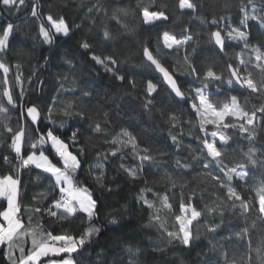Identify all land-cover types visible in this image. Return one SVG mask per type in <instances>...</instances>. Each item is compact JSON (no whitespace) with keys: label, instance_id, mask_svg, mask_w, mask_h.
I'll return each mask as SVG.
<instances>
[{"label":"trees","instance_id":"trees-1","mask_svg":"<svg viewBox=\"0 0 264 264\" xmlns=\"http://www.w3.org/2000/svg\"><path fill=\"white\" fill-rule=\"evenodd\" d=\"M192 2L197 5L194 12L180 9L179 0H25V5L18 6L19 11H15L0 0V33L9 23L14 26L8 49L0 53V61L10 71L5 83L4 73L0 70V100L9 108L7 116L0 113V177L16 176L18 166L10 148L12 133L6 132L5 125L14 131L22 126L25 128L22 149L25 156L33 151L29 144L35 137L49 129L68 144L81 161L74 182L86 187L98 201L97 215L92 224L100 229L98 235L72 254L75 264H232L233 261L246 264L249 258L255 264V249L264 241V223L258 218L254 190L264 180V113L257 111L256 121L251 126L255 132L253 139L239 130V124L244 121L231 116L225 123L231 122L237 127L207 124L202 130L200 117L192 104L199 102L196 89L203 88L206 83L203 94L217 108L230 103L232 97H236L240 106L249 112L264 106V95L252 93L236 82L229 67L240 69L241 77L251 73L258 85L264 79L261 69L256 67L253 51L254 48L264 51V27L259 22L264 18V0ZM33 7H37L39 18L31 16ZM145 7L149 11H164L168 19L145 23ZM253 7L258 19H249L246 24H241L243 9L251 14ZM49 15L54 20L63 18L66 21L70 27L68 36L54 32L47 20ZM213 20L218 23L213 24ZM85 23L90 25L88 29L83 28ZM40 24L52 37L51 44L43 41ZM231 28H239L247 34V47L243 40L227 38V31ZM105 30L111 33L110 39H105ZM218 30L225 37L223 51L211 36ZM166 32L178 40L190 35L192 40L182 48H168L164 43ZM84 42L90 45L88 49L82 47ZM145 47L174 75L185 93V102L175 98L145 60ZM93 55L104 59L113 71H105L103 65L92 59ZM241 56L245 60L243 65L239 63ZM108 57L116 63H110ZM17 64L21 65L19 69ZM209 70L221 79L206 80ZM17 75L20 81L16 79ZM121 75L124 76L123 81L118 79ZM229 79L233 83L229 84ZM149 82L155 85L152 93L147 91ZM7 89H11L17 107L7 105L3 97ZM69 101L74 104L71 111L83 112V118L63 114ZM31 106L40 112V124L37 126L26 116L27 108ZM49 108L53 109L51 118L48 116ZM96 124L100 125V132L95 131ZM124 130L136 137L137 151L141 155L145 154L144 149H148L147 154L154 157L151 162H143V171L136 179L124 170H138L141 164L131 146L121 147L108 142ZM214 131L230 138L227 146L217 139V146L226 148L221 165L206 155L202 144L203 138L206 135L210 138ZM74 132L75 142L71 138ZM173 136L176 137L175 143ZM117 148L120 149L117 155L111 156V151ZM250 150L255 153V165L246 155ZM44 152L63 167L50 143L44 146ZM102 153L108 154L107 159ZM5 156L8 157L7 163ZM98 161L105 166L102 183L95 179L101 171L96 168ZM177 161L189 167L178 166ZM238 166H243L249 175L244 180L234 176L230 183L245 202H250L247 214H242L240 202L227 199L226 188L212 179V176H218L226 181L221 167L225 171L228 168L239 171ZM18 178L19 215L26 226H29L31 218L32 227L42 224L46 233L77 238L89 227L87 216L82 212H77L74 217L58 219L46 211H34L36 207L48 209L59 199V189L53 187L48 173L29 166L19 172ZM149 189L145 195L156 201L157 208L160 204L154 194H167L169 197L171 210L160 211L168 230L178 229L175 217L182 215L181 204H192L198 209L206 205L217 207L224 214H204L194 221L191 227L197 238L191 247H185L179 241L170 242L158 222L151 219L153 210L139 202L141 190ZM6 203V200H0V212L6 209ZM113 220L116 223H112ZM210 225L219 227L212 232L208 230ZM26 241L27 254L31 248L30 238ZM129 248L139 249V254L133 256ZM0 264H10L6 247H0Z\"/></svg>","mask_w":264,"mask_h":264},{"label":"snow or ice","instance_id":"snow-or-ice-1","mask_svg":"<svg viewBox=\"0 0 264 264\" xmlns=\"http://www.w3.org/2000/svg\"><path fill=\"white\" fill-rule=\"evenodd\" d=\"M2 3L10 9L15 11H19L18 6H24L25 0H2ZM179 8L180 9H190L193 12L196 10L197 5L192 2V0H179ZM91 11V9H89ZM31 16L38 17L37 7H33L31 9ZM143 18L145 23H153L154 21H166L168 16L162 10L149 11L148 7L143 9ZM258 19L256 15V9L253 7L251 14L245 8L243 9V19L241 20V24H246L249 20ZM47 20L51 24V26L55 29L57 34H63L64 36H68L70 33V27L66 23L63 18H60L58 21L54 20L51 15L47 17ZM260 26L264 27V18H260L259 20ZM213 24L218 23L217 20L212 21ZM14 26L9 23L6 28H4L3 32L0 33V53L5 52L8 49L9 39L13 33ZM40 35L43 37V41L47 44L52 43V37L49 32L45 29L43 24L39 26ZM105 39L111 38V33L107 30L103 33ZM211 36L214 38L215 44L219 46L220 50L223 51L225 47V37L222 36L221 31H215L211 33ZM227 38L229 40H243L245 42V47H247V34L244 31H241L239 28H231L227 31ZM192 37L189 35L183 40H178L174 36H170L167 32L164 33V43L166 47L172 48L176 46L177 48L184 47ZM82 47L84 49H88L90 45L87 42L82 43ZM255 53V60L257 61L256 67L261 69V74L264 76V51H261L260 48L253 49ZM144 56L147 57V60L151 62L155 68L163 74L164 79L171 86L172 91L175 93L177 97L184 98L185 93L178 86L177 81L173 78V76L169 73V71L161 64L160 60L153 55L152 51H150L147 47L143 50ZM92 59L104 66L105 71L112 72L113 70L105 64L104 59L99 56L93 55ZM110 63L115 64L116 61L111 57L107 58ZM187 59V57H185ZM239 63L241 65L245 64V60L241 56L239 59ZM21 67L20 64L16 65V68L19 69ZM191 68V66H189ZM229 67L232 69L231 75L236 78V82L246 86L251 90L252 93H258L260 95H264V79L261 80L258 85L252 77L251 73H248L246 76H240V69L233 68L231 65ZM0 70L4 73L5 83H7V74L9 73V67L0 61ZM191 71H195L194 68ZM16 79L20 81V76L17 75ZM118 79L121 81L124 80V76H118ZM206 80L215 79L220 80L221 76L217 75L215 72L209 70L206 73ZM22 83V81H21ZM228 83H233V80L229 79ZM207 87V84H204L203 88L196 89V95L199 97V105L196 103L192 104L193 110L200 117V124L202 130L204 126L207 124H212L217 127L223 128H231L237 127L234 123L228 122L225 123L227 117H234L236 120L244 121V123L239 124V130L241 132L248 133L251 138H255L254 128L251 126L254 125L257 118V111L260 113H264V106L259 107L256 111H246L242 108L237 101L236 97L231 98L230 103H225L223 107L217 108L207 96L203 94L204 88ZM155 90V85L149 82L147 86L148 93H152ZM88 93H85L87 95ZM21 95L23 93L21 92ZM3 97L6 98L7 105H11L12 107H17L16 102L13 99L11 89H7L3 93ZM151 103V100L148 101ZM74 109V104L69 101L63 110V114L65 116L76 115L81 116L83 118L84 113L80 111H71ZM53 109L49 108L48 116L51 118ZM0 113H3L5 116L9 113V108L5 106L3 100H0ZM27 115L31 117L32 124H38L40 118V112L35 106H31L27 108ZM173 119H175L173 117ZM5 130L8 133H12L11 136V145L10 148L12 152L15 154V160L18 161V166L16 167L17 176L14 178L13 175L8 174L0 177V199H4L7 202V208L3 212H0V217H2V221H0V247L7 248V255L10 260V264H40L41 259L45 257H49L50 255L53 257H63L64 254H68L67 258H62L59 261L51 260L50 264H75V260L72 258L73 253H77L83 246L90 242L91 239L98 235L100 229L92 224L93 218L97 215V204L98 201L93 198L91 192L86 188L79 186L74 182L75 173L81 167V161L78 159V156L69 151L68 144H66L62 139H60L57 135L53 133L51 129L47 130L46 133L38 134L35 139L29 144L31 151L29 154L25 156L22 149L25 145V128L22 126L18 131H14L12 127L5 125ZM38 132V128L36 129ZM95 131L100 132L101 127L99 124L95 125ZM219 135V143L227 146L229 143V137L224 135L223 133L212 132L210 134V138L206 135L202 140V144L204 146V150H206V155L211 157L213 161L217 163V165L222 164V156L226 151V148H221L217 146V136ZM121 137H125L126 139H122ZM72 140L75 142L76 133H72ZM173 142L176 141V137H172ZM50 142L51 148L55 150L57 156H59L60 160L63 163V167H58L54 164L47 155L44 153V146ZM112 145H119L121 147L131 146L133 152L136 153L141 164L139 169L125 168V172L128 176L133 179L138 178L139 173L143 171V162L153 161L154 157L152 155L147 154L148 149H144L143 152L145 154L141 155L138 150V145L136 143V137L127 130L122 131V133L114 139L108 141ZM120 149L111 151V156H116L117 151ZM37 151L39 154H37ZM81 151L83 149L81 148ZM101 155L107 159L108 154L102 153ZM248 159L251 161L253 165L256 164V160L253 158L255 153L250 150L249 153L246 154ZM5 162H8V157H4ZM178 166L181 167H189V165H180V162L177 161ZM35 166L37 169H41L44 173L49 174V178L53 180V187L59 189L60 198L56 199L52 205L48 209H42L40 207H36L34 211L36 213H41L46 211L48 215L52 217H57L58 219H65L69 216H76L77 212L85 213L87 219L89 221V227L80 235L78 238L70 235H52L51 233H46L43 231L42 224H38L35 227H32L31 218H29L28 225L26 226L23 222L22 218L19 216L20 213V205H19V192H20V180H19V172L22 169H26L29 166ZM104 164L102 162H97L96 168L101 171L96 175L95 179L98 183H102L103 180V169ZM123 167V165H121ZM205 168L208 167L207 164L204 165ZM241 170H237V168H228L227 171L223 167H221V171L224 172L227 180H221L218 176H212V179L219 181V186L222 188H226V198L233 201H239V207L242 209V214H247L250 211V202H245L244 198L240 195L239 192L236 191V188L231 185V180L233 177H237L240 180H244L245 177L249 175L247 171L243 170V166H238ZM207 175H211V173H207ZM169 179H171L169 177ZM256 193V200L258 202V209H256L259 213V219L262 223H264V180H262L257 187L254 189ZM145 191L149 190H141V193L138 197L139 202L145 205L147 208L152 209V217L158 222L159 228L164 231L166 236L169 238V241H179L185 247H191V243L197 237L194 235L192 231V224L194 221H198L199 218L204 215H212L214 213L219 212V215L223 216V211H219L217 207L205 206L203 209H198L192 204H181V212L182 215L176 216V222L178 224V229L176 231H171L165 228L164 223L162 222L160 211L167 209L171 210L172 205L169 202V197L167 194L156 195L157 200L159 201L160 208L156 207V201L149 200L145 195ZM43 198V196L41 197ZM35 199V198H34ZM112 223H116L115 220ZM219 225H210L208 227L209 231L215 232ZM247 230H245V233ZM26 238H30L31 248L30 251L25 253V245ZM251 246V241H249V248ZM19 250V257L15 258V250ZM129 253L133 256L139 254V249L135 251L132 248L128 249ZM256 252V261L255 264H264V241H262L261 246L255 249ZM232 264H238L237 261H233ZM246 264H252L251 258L246 262Z\"/></svg>","mask_w":264,"mask_h":264},{"label":"water","instance_id":"water-1","mask_svg":"<svg viewBox=\"0 0 264 264\" xmlns=\"http://www.w3.org/2000/svg\"><path fill=\"white\" fill-rule=\"evenodd\" d=\"M217 47H219L218 45H217ZM144 58H145V60L148 62V63H150L151 64V62L150 61H148L147 60V57L146 56H144ZM161 64L163 65V63L161 62ZM152 65V64H151ZM164 66V65H163ZM152 67L154 68V70L156 71V73H157V75L159 76V78H160V80H162L163 82H164V84H165V86L167 87V89L169 90V91H171L173 94H174V96H175V98L179 101V102H185L184 100H185V96H184V98L182 99V98H180V97H177L176 95H175V93L172 91V89H171V86L167 83V81L164 79V77H163V74L162 73H160L156 68H155V66L154 65H152ZM165 67V66H164ZM166 68V67H165ZM167 69V68H166ZM169 71V70H168ZM169 73L173 76V78L175 79V77H174V75L169 71ZM176 80V79H175ZM177 81V80H176ZM177 84H178V81H177ZM179 86V85H178ZM26 116H27V118L28 119H30L31 120V117H29L28 115H27V111H26ZM40 124V118H39V123L38 124H33L34 126L36 125H39Z\"/></svg>","mask_w":264,"mask_h":264},{"label":"crops","instance_id":"crops-1","mask_svg":"<svg viewBox=\"0 0 264 264\" xmlns=\"http://www.w3.org/2000/svg\"><path fill=\"white\" fill-rule=\"evenodd\" d=\"M14 176V178L17 176H15V175H13ZM19 198V197H18ZM0 200H2V199H0ZM4 200V199H3ZM6 205H7V203H6ZM7 208V207H6ZM6 210V209H5ZM20 217H21V215H19ZM0 221H2V217H0ZM17 250L18 249H16L15 250V253H18V257H19V255H20V253H19V250H18V252H17ZM8 256V255H7ZM18 257H16V255H15V257H14V259L15 258H18ZM51 257H53V256H49V257H45V258H42L41 259V262H40V264H50V261L51 260H56V261H59L60 259H62V258H67V255H64V257H62V258H58V257H53V258H51Z\"/></svg>","mask_w":264,"mask_h":264},{"label":"rangeland","instance_id":"rangeland-1","mask_svg":"<svg viewBox=\"0 0 264 264\" xmlns=\"http://www.w3.org/2000/svg\"><path fill=\"white\" fill-rule=\"evenodd\" d=\"M52 27V26H51ZM89 28L90 27V25H88V23L86 24H84V26H83V28ZM53 28V27H52ZM53 30H54V32H55V29L53 28ZM56 33V32H55ZM57 34V33H56ZM59 36H63V34H58ZM173 47H175V46H173ZM10 72V71H9ZM9 74V73H8ZM197 97V100L199 101V97L198 96H196ZM197 105H199V102L197 103ZM226 121V120H225ZM217 139L219 140V135L217 136ZM50 143V142H49ZM52 150H54V149H52ZM55 151V150H54ZM69 151H71V149H69ZM72 152V151H71ZM45 153V152H44ZM37 154H39V152H37ZM74 154V153H73ZM45 155H47L48 157H49V159L51 160V158H50V156L48 155V154H46L45 153ZM54 164H56L53 160H51ZM58 167H62L61 165H59V164H56ZM34 166V165H33ZM35 167V166H34ZM41 170V169H40ZM73 258V257H72ZM74 259V258H73Z\"/></svg>","mask_w":264,"mask_h":264},{"label":"built area","instance_id":"built-area-1","mask_svg":"<svg viewBox=\"0 0 264 264\" xmlns=\"http://www.w3.org/2000/svg\"><path fill=\"white\" fill-rule=\"evenodd\" d=\"M59 198H60V196H59Z\"/></svg>","mask_w":264,"mask_h":264}]
</instances>
